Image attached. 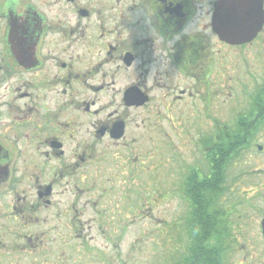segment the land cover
Masks as SVG:
<instances>
[{
    "label": "flooded vegetation",
    "instance_id": "obj_1",
    "mask_svg": "<svg viewBox=\"0 0 264 264\" xmlns=\"http://www.w3.org/2000/svg\"><path fill=\"white\" fill-rule=\"evenodd\" d=\"M221 1L0 0V264H82L175 191L187 246L264 264V0Z\"/></svg>",
    "mask_w": 264,
    "mask_h": 264
},
{
    "label": "rangeland",
    "instance_id": "obj_2",
    "mask_svg": "<svg viewBox=\"0 0 264 264\" xmlns=\"http://www.w3.org/2000/svg\"><path fill=\"white\" fill-rule=\"evenodd\" d=\"M244 92L251 94V90L246 91L242 87H238V98L243 99ZM250 153L253 152L248 151L249 155ZM177 195L178 193L175 191L171 202L173 206L172 218L168 201L162 199L158 202L154 215L142 217L139 224L132 222L129 224L130 230L125 233L120 247H116V245L120 244L117 242L116 245L109 243L108 248H103L100 246L102 240L99 238V244L94 245V247H87L86 250H81L82 253L86 251V254L76 253L77 260L83 255L82 264H170L172 251L169 246L172 244L179 246V253H182L183 246L187 247V239L185 238L183 241L181 234L177 233L178 231L176 233L174 231L169 240L165 232L168 230V227H166L167 221L173 220V223L176 224L182 219L181 223H183L185 218V202L182 197ZM126 219L127 221H132L135 218L127 217ZM172 238L173 242L171 244Z\"/></svg>",
    "mask_w": 264,
    "mask_h": 264
},
{
    "label": "trees",
    "instance_id": "obj_3",
    "mask_svg": "<svg viewBox=\"0 0 264 264\" xmlns=\"http://www.w3.org/2000/svg\"><path fill=\"white\" fill-rule=\"evenodd\" d=\"M247 138H249V127L247 125H243L242 128L238 131V140L244 141ZM194 219H198L197 213L196 216H194ZM184 228L185 227H183L181 224H175L174 231L175 233L178 231L177 233H180L182 235V231L184 230ZM197 230L198 229L196 226L191 229L190 235H192V240L190 246L188 245L189 247L187 246L185 248V251H182V253H179V246H169V248H171L170 250L172 251L171 257H173V261H171L170 264H213L212 253L209 251L208 248L203 251L201 247L203 241L207 237H209V234L200 233ZM166 237L168 238L167 234Z\"/></svg>",
    "mask_w": 264,
    "mask_h": 264
},
{
    "label": "water",
    "instance_id": "obj_4",
    "mask_svg": "<svg viewBox=\"0 0 264 264\" xmlns=\"http://www.w3.org/2000/svg\"><path fill=\"white\" fill-rule=\"evenodd\" d=\"M263 0H222L220 3V9L224 15L226 9H230L228 18L223 22L226 24H237L239 26H246L248 28L259 25L258 17H263L262 12ZM255 9L258 13L255 24L246 22L247 19L242 20V17H247L251 10ZM261 8V9H260ZM259 9V10H258ZM253 24V25H252ZM254 36L251 31H244L238 33H232L228 31L222 32V38L230 43H245Z\"/></svg>",
    "mask_w": 264,
    "mask_h": 264
}]
</instances>
